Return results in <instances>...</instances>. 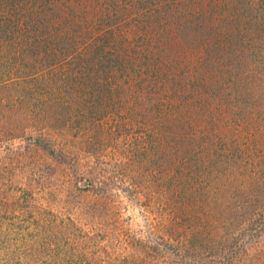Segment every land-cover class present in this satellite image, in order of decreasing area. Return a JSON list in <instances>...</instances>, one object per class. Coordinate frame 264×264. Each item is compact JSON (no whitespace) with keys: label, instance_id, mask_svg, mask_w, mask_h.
Segmentation results:
<instances>
[{"label":"trees","instance_id":"1","mask_svg":"<svg viewBox=\"0 0 264 264\" xmlns=\"http://www.w3.org/2000/svg\"><path fill=\"white\" fill-rule=\"evenodd\" d=\"M15 139L0 264H264V0H0ZM56 173L78 195L127 177L170 219L131 233L109 202H59Z\"/></svg>","mask_w":264,"mask_h":264},{"label":"rangeland","instance_id":"2","mask_svg":"<svg viewBox=\"0 0 264 264\" xmlns=\"http://www.w3.org/2000/svg\"><path fill=\"white\" fill-rule=\"evenodd\" d=\"M19 144L22 145V140L15 139L10 143L1 146V157L6 156L5 152L8 146L17 147ZM39 155L40 154H35L34 156L38 161L37 165L30 167V169H33L32 171L36 173H40V171L44 170V166L46 165V157L42 155L40 157ZM28 174L29 172L25 173L23 176H19L17 172L13 176V179L24 180L28 176ZM114 177L116 178V181L114 183L113 191L103 192L102 194H100V192L99 194H94L92 192H83L82 195H78L77 192L78 190L80 191V189H75L74 191H72L68 187L66 176H62V174L56 173L54 176H52L55 185L51 188L52 190L49 189V191L55 194L59 202H109L108 204L114 207L113 211L109 214L110 217L119 220L120 225H122V223L126 226L130 225L131 233L133 231L139 232V226L143 224V222L147 219L159 224L161 221H169L170 217L168 213H166L165 215L161 212L162 209H159L158 211V208L162 207H158V204H161L163 202H159V200L157 199L151 202H144V200L141 202H137L136 199L133 198V193L131 191L133 187L132 183L129 182V178H118L116 175H114ZM126 188H128L129 190L124 192L123 189ZM130 194L132 196H130ZM128 222H130V224H128Z\"/></svg>","mask_w":264,"mask_h":264}]
</instances>
